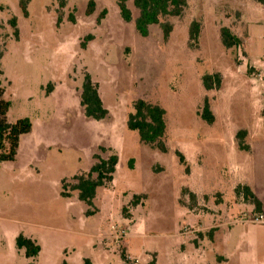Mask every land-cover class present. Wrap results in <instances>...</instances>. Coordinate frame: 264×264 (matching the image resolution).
I'll return each instance as SVG.
<instances>
[{
  "label": "rangeland",
  "instance_id": "374dc122",
  "mask_svg": "<svg viewBox=\"0 0 264 264\" xmlns=\"http://www.w3.org/2000/svg\"><path fill=\"white\" fill-rule=\"evenodd\" d=\"M90 1L0 0L8 119L33 122L16 159L0 164V264H264V222L243 193L250 183L264 200V4L187 0L180 16L161 17L143 36L118 0H93L88 14ZM128 5L135 19L139 9ZM222 27L240 45L226 47ZM87 73L104 119L81 104ZM214 73L221 85L207 89L203 76ZM139 98L166 109L167 152L127 127ZM113 153L114 179L88 205L70 190L74 176L89 172L95 154ZM20 233L42 246L37 256L17 247Z\"/></svg>",
  "mask_w": 264,
  "mask_h": 264
},
{
  "label": "trees",
  "instance_id": "16d2710c",
  "mask_svg": "<svg viewBox=\"0 0 264 264\" xmlns=\"http://www.w3.org/2000/svg\"><path fill=\"white\" fill-rule=\"evenodd\" d=\"M264 4V0H257ZM94 1L89 3L88 14H91L94 9ZM135 6L139 9V15L134 19L132 10L128 5V0H118V6L122 17L126 21H135V26L139 33L147 36L150 26L160 23L161 17L168 15L180 16L183 13L184 7L187 5V0H134ZM23 12L27 15L26 5L21 3ZM105 11L99 16V19L104 17ZM11 24L14 27L15 35H18L19 28L17 18L11 19ZM165 38L169 37L172 31L170 22L162 23ZM200 33V23L193 21L190 26V38L197 40ZM221 37L223 44L228 47L238 46L241 43L239 36L234 34L228 27L221 28ZM222 79L220 73L205 74L203 83L207 89L219 87ZM51 88L50 84L48 88ZM81 104L84 107V112L87 117L95 120H101L108 116L109 110L105 107L102 97L99 92L98 84L92 79V76L85 74L81 91ZM11 107V101L5 97V89L0 82V164L5 161H14L18 155L21 137L28 134L33 129V122L29 117L17 119L15 122H10L8 112ZM134 110L129 113L127 119V127L130 130L137 131L143 143L157 148L162 152H167L168 147L164 137L166 135V109L156 103H151L145 99L139 98L134 102ZM202 117L209 123L214 121V115L211 111L210 104L205 101L202 111ZM245 131L238 132L240 147L247 149L249 146L243 143ZM180 160L185 162V157L179 152ZM96 162L90 167L87 174L75 175L76 182L71 185L70 190L78 192V198L88 205H92L100 187L105 186L108 182L114 179V174L119 162V155L113 153L108 157H102L95 154ZM66 184L63 185L64 189ZM70 190H63V196H70ZM239 190L237 189V192ZM245 199L254 204L256 212H262L263 204L255 195L249 185L243 186ZM16 245L20 249H25L27 257L37 256L41 251V245L34 239L26 237L20 233L16 238ZM62 264H69L66 260ZM86 264H90L86 260ZM148 264H155L154 261Z\"/></svg>",
  "mask_w": 264,
  "mask_h": 264
},
{
  "label": "crops",
  "instance_id": "0c3cea01",
  "mask_svg": "<svg viewBox=\"0 0 264 264\" xmlns=\"http://www.w3.org/2000/svg\"><path fill=\"white\" fill-rule=\"evenodd\" d=\"M256 152L259 153L258 150H256ZM260 154H262V153L260 152ZM249 185H250L251 189H252L253 191H255L254 193L257 195V197L261 200V202H262V204H263L262 212H260V213L263 214V216H264V200H263V198L261 197L259 191H258V190L256 191L257 188H255V190H254V189L252 188V186H251L250 183H249ZM239 204H240V203H239ZM239 206H240V205H238V207H239ZM247 221H248V220H247ZM263 222H264V221H263ZM41 249H42V246H41ZM225 257H226V260H228V257H227V256H225Z\"/></svg>",
  "mask_w": 264,
  "mask_h": 264
},
{
  "label": "built area",
  "instance_id": "2783aa9c",
  "mask_svg": "<svg viewBox=\"0 0 264 264\" xmlns=\"http://www.w3.org/2000/svg\"><path fill=\"white\" fill-rule=\"evenodd\" d=\"M255 222H263L264 221V216L263 214H259L257 215L254 219H253Z\"/></svg>",
  "mask_w": 264,
  "mask_h": 264
}]
</instances>
